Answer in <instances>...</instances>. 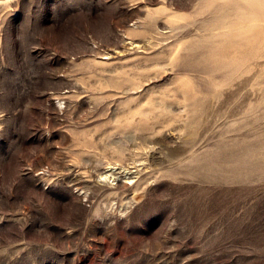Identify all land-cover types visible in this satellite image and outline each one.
Instances as JSON below:
<instances>
[{"label":"rangeland","instance_id":"rangeland-1","mask_svg":"<svg viewBox=\"0 0 264 264\" xmlns=\"http://www.w3.org/2000/svg\"><path fill=\"white\" fill-rule=\"evenodd\" d=\"M263 30L264 0H0V264H264Z\"/></svg>","mask_w":264,"mask_h":264},{"label":"bare ground","instance_id":"bare-ground-1","mask_svg":"<svg viewBox=\"0 0 264 264\" xmlns=\"http://www.w3.org/2000/svg\"><path fill=\"white\" fill-rule=\"evenodd\" d=\"M213 8V7H212ZM236 11V10H235ZM226 12V11H225ZM240 12H243V11H241L240 10ZM245 12V11H244ZM227 15V14H226ZM227 17V16H226ZM230 19V18H229ZM228 20V19H227ZM221 23V22H220ZM228 23V22H227ZM227 25V24H226ZM262 29V28H261ZM260 29V30H261ZM264 31V30H263ZM132 32V31H131ZM255 32V31H254ZM250 34V33H249ZM253 34V33H252ZM251 34V35H252ZM255 35V34H254ZM253 36V35H252ZM254 40V39H253ZM194 46V45H193ZM201 46V45H200ZM261 46V45H260ZM264 46V45H263ZM134 48V47H133ZM197 48V47H196ZM191 53H193L194 54V52L193 51H191ZM241 53V52H240ZM233 56V55H232ZM233 57H235V56H233ZM190 58V57H189ZM195 58V57H194ZM236 58V57H235ZM244 58V57H243ZM206 59V58H205ZM204 59V60H205ZM200 60H201V58H200ZM244 60H245V58H244ZM189 61V60H188ZM195 61V60H194ZM191 63V62H190ZM257 63V62H256ZM194 64V63H193ZM254 64V63H253ZM188 65H189V63H188ZM197 65H198V63H197ZM225 65V64H224ZM204 66H206V65H204ZM197 67H199V66H197ZM206 68V67H205ZM211 68H213V67H211ZM243 68V67H242ZM209 69V68H208ZM212 71V70H211ZM233 72V71H232ZM212 74V73H211ZM254 74H256V72H254ZM188 75V74H187ZM233 75V74H232ZM262 75V74H261ZM257 76V75H256ZM214 79V78H213ZM259 81V80H258ZM260 81H262V80H260ZM259 81V82H260ZM206 82V81H205ZM234 83H236L235 84V89H233V88H231V90H228V91H220L218 94H220V96H222V97H226V98H224L220 103L222 104H220L221 106H223L224 107V105H225V108L226 107H230V106H232V105H234V103H235V101L237 100L236 99V96L237 95H239V96H244V95H247L246 93H248V92H245L244 91V88H242V87H244L245 86V81H240V82H234ZM263 84V83H262ZM207 86V85H206ZM193 88V87H192ZM195 88V87H194ZM202 88H203V85H202ZM196 89H198L197 88V86H196ZM204 90H206V89H204ZM213 91V90H212ZM211 91V92H212ZM187 92V91H186ZM195 92V91H194ZM198 93H199V91H197ZM188 93V92H187ZM201 93V92H200ZM199 93V94H200ZM192 94H194V93H192ZM194 95H196V93L194 94ZM251 96V95H250ZM191 98V97H190ZM197 99V98H196ZM252 99V98H251ZM187 100V99H186ZM190 100V99H189ZM199 100V99H198ZM203 100H204V98H203ZM246 100H249V101H246ZM177 102V101H176ZM192 102V101H191ZM190 102V103H191ZM213 102V101H212ZM251 102V100H250V98H248V97H245V100H243V101H241V103L242 104H247V103H250ZM195 104V103H194ZM194 104H193V107H194ZM199 104H200V102H199ZM168 105V104H167ZM237 105V104H236ZM173 106V105H172ZM188 106V105H187ZM214 106V105H213ZM180 108V107H179ZM194 108H196V107H194ZM208 108V107H207ZM249 108V107H248ZM199 109V108H198ZM219 109V108H218ZM189 110H191V109H189ZM212 110V109H211ZM196 111V110H195ZM193 112V111H192ZM219 112V111H218ZM190 113H191V111H190ZM200 113V112H199ZM223 113V112H222ZM235 112H233L231 115H230V118H234L235 116V114H234ZM223 115V114H222ZM167 116V115H166ZM179 116V115H178ZM221 116V115H220ZM180 117V116H179ZM198 119V118H197ZM237 119V118H236ZM216 120V119H215ZM224 121H225V119H224ZM242 121V120H241ZM253 121V120H252ZM191 122H193V121H191ZM251 122V121H250ZM250 122H248V123H250ZM157 123V122H156ZM246 123V122H245ZM252 123H254V122H252ZM257 123V122H256ZM238 128V127H237ZM239 129V128H238ZM248 129V128H247ZM246 129V130H247ZM251 129V128H250ZM243 130H244V128H243ZM239 131V130H238ZM259 131V130H258ZM257 131V132H258ZM222 133V132H221ZM224 133V132H223ZM250 130H249V132H247L246 134H244V135H242L243 137L245 136V138L247 137L246 135H250ZM252 134H254L255 136H253L254 138V141H255V143L256 142H260V141H262L263 140V142H264V136H261L260 134H257V133H252ZM221 135V134H220ZM237 135V134H236ZM239 135V134H238ZM241 135V134H240ZM239 135V136H240ZM238 137V136H237ZM249 137V136H248ZM230 138V137H229ZM240 138H241V136H240ZM236 140H238L239 138H235ZM234 139V140H235ZM222 140V139H221ZM240 140H242V139H240ZM243 141H244V139H243ZM247 142H248V144L247 145H245V144H243V147H244V152H245V150L247 151V152H251V150H253L254 149V143L251 141V140H249V139H247L246 140ZM219 142V141H218ZM224 143H226L225 141H224ZM223 143V145L221 146V147H223V146H226V144H224ZM241 143H242V141H241ZM244 143V142H243ZM257 144V143H256ZM245 145V146H244ZM260 145H262V144H260ZM228 146H229V144H228ZM231 147H228V148H226V147H223V149H220L219 151L220 152H218L219 154H220V156H223V155H226V154H229V155H231V157H235L234 155L237 153V145H230ZM238 146H240L239 144H238ZM219 147V146H218ZM240 147H242V146H240ZM252 147V148H251ZM256 147V146H255ZM257 149H259V144H258V146H257ZM239 150V149H238ZM218 151V150H217ZM254 151V150H253ZM252 151V152H253ZM242 152V151H241ZM238 153H239V151H238ZM246 153V152H245ZM257 153V152H256ZM249 154V153H248ZM263 155H264V152L262 153ZM241 155H243V154H241ZM260 155V154H259ZM248 156V155H247ZM251 156V155H250ZM214 157H215V155H214ZM217 157V156H216ZM224 157V156H223ZM226 157H227V155H226ZM229 157V156H228ZM230 157V158H231ZM260 157V156H259ZM218 158H219V155H218ZM242 158H244V157H242ZM246 158V157H245ZM245 158H244V160H245ZM252 158V157H251ZM216 160V159H215ZM219 160V159H218ZM223 160V159H222ZM180 161H182V160H180ZM200 161V160H199ZM246 161H247V159H246ZM200 163V162H199ZM200 164H203V163H200ZM219 165V164H218ZM222 165V164H221ZM220 165V166H221ZM231 165H233V164H231ZM250 165L252 166V168H255V167H259V162H256V160L255 161H251L250 162ZM217 166V165H216ZM225 166V165H224ZM227 166H230V164L229 165H227ZM226 166V167H227ZM237 166V165H236ZM249 166V165H248ZM120 167V166H119ZM186 167H188V166H186ZM208 167V166H207ZM222 167H223V165H222ZM108 168V167H107ZM218 168V167H217ZM220 169V168H219ZM228 169H229V167H228ZM247 169V168H246ZM259 169V168H258ZM109 170V169H108ZM107 170V171H108ZM223 170H224V168H223ZM230 170L233 172V171H236V169L235 168H230ZM244 171H245V169H244ZM256 171V170H255ZM255 171H254V173H255ZM220 172V171H219ZM226 172V171H225ZM248 172V171H247ZM251 172H252V170H251ZM97 173V172H96ZM200 173V172H199ZM245 173H246V171H245ZM104 174V173H103ZM105 175V174H104ZM202 175V174H201ZM235 175V174H234ZM244 175V174H243ZM253 175V174H252ZM103 176V175H102ZM109 176H113V172H111L110 174H107L106 176H105V178L107 179ZM239 176V175H238ZM247 176H249V175H247ZM204 177V176H203ZM76 179V178H75ZM81 179V178H80ZM110 179V178H109ZM116 178H114V180H115ZM201 180V179H200ZM83 181V180H82ZM81 181V182H82ZM75 182V181H74ZM80 187V186H79Z\"/></svg>","mask_w":264,"mask_h":264}]
</instances>
